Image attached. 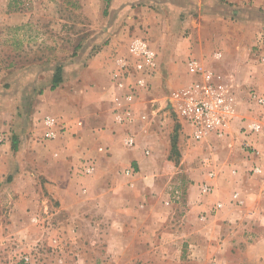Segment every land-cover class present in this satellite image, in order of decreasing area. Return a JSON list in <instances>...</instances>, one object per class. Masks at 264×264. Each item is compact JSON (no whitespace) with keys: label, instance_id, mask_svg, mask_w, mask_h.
<instances>
[{"label":"rangeland","instance_id":"obj_1","mask_svg":"<svg viewBox=\"0 0 264 264\" xmlns=\"http://www.w3.org/2000/svg\"><path fill=\"white\" fill-rule=\"evenodd\" d=\"M103 1L0 0V134L7 139L4 127L10 124L11 114L26 129L51 115L68 126L66 139L80 152L66 172L52 168L49 172L55 175L51 179L44 171L50 161L59 162L60 156L49 153L43 161L48 164L40 166L30 154L22 157V175L15 186L11 185L12 176L0 180V264H264V195L242 203L233 199L240 182L236 166L230 168L231 177L223 179L219 188L212 183L213 193L203 195L200 184L207 181L202 177L206 173L202 163L206 143L192 140L185 124L166 108L159 112L151 130L140 134L144 137V163L128 176L133 181L138 172L152 175L149 184L144 181V187L151 189L149 208H144V235L112 224L109 194L112 188L124 189L131 181L121 180L127 176L124 162L114 160L122 157H115L106 137L111 125L107 55L92 61L111 39L105 30L114 26L108 2ZM255 1L213 0L219 3L217 7L209 0H195L180 14L182 19L192 20L185 36L192 34L203 49L222 51V57L212 62L213 68L232 72L234 83L241 82L236 69L243 62H252L256 75L264 78V65L253 48L264 25H254L259 15L254 18L248 10L255 7L257 14L264 12V0ZM237 7L250 11L244 13L243 21L236 17ZM98 26L100 37L94 35ZM57 65H62L63 77L69 76V85L59 88L58 95L66 104L57 107L49 102L57 112L40 116L39 95L50 85ZM241 86L240 110L248 118L257 112L248 106L247 91L264 89ZM166 87L172 90L178 86L170 83ZM238 123L239 132L242 122ZM84 132L94 137L95 146L87 145ZM113 134L116 152L127 149L119 135ZM246 138L264 141L252 135ZM64 157L69 160L73 156ZM221 157L226 158L223 153ZM86 159L95 161L94 174H76L75 167ZM247 173L255 175L250 169ZM60 190L73 191L81 200L62 199ZM65 199L72 211L61 208ZM217 201L223 206L215 209ZM11 209L16 210L13 216ZM122 213L121 219L131 220ZM111 232L123 236L125 243L112 242Z\"/></svg>","mask_w":264,"mask_h":264},{"label":"crops","instance_id":"obj_2","mask_svg":"<svg viewBox=\"0 0 264 264\" xmlns=\"http://www.w3.org/2000/svg\"><path fill=\"white\" fill-rule=\"evenodd\" d=\"M194 1L195 0H110L108 2V6L111 10V23L113 22L114 26L110 25L107 30H105L104 34L111 36V39L109 40L108 44L98 52V54L93 56L92 60L93 63H95L96 59L107 55V87H109V70L112 67L111 62L113 56L116 53H125L128 42L134 36L146 38L151 47H153L157 52L158 57V71L155 76L151 78L152 86L150 91H142L140 94V97L138 98V103L140 105H145L153 99L154 105H156L159 109L165 106L167 103L166 99L170 92V89L167 90L166 86H169L171 83L180 87L187 82L184 80H189L191 78L187 74L185 68V61L189 57H196L205 61V63L207 62L206 64L208 66L213 67L212 62L216 61V59L212 57V53L219 50L212 49L211 47L203 49L197 45L198 43H195L192 34L188 37L185 36V30L191 27L192 20L187 18L182 19L180 14L186 9H189ZM236 1L240 2L242 0ZM209 2L212 4V6L219 7V3H214L213 0H209ZM237 9H240L237 11L236 16L238 17L239 21H243L244 13L248 10H251V12L254 14V18H256V15H259L257 16L258 20H254V25H264V12L257 14L255 7H250L248 10H246L245 7H237ZM95 29L96 33H94V35H98L100 37V26L96 27ZM251 63L252 62H243L241 65H239L238 69H236L237 72H239L238 76H240L241 79V82H238L237 84L247 87L257 85L261 89H264V78L261 75H256L255 66H253V63ZM256 67V71H258L259 66ZM219 71L224 73L226 76L234 78V74L232 72H224L222 70ZM68 78L69 76L66 75L63 77L60 87L50 90L49 86H47L48 88H44L42 93H40V104H37L38 107L42 109L40 116L48 113H55L57 112V107H62L66 104V99L64 97H61L62 99H60L58 95L59 88L62 90L63 85L65 87L66 85H69L68 83L70 81ZM49 102L54 103V105L57 107L50 108V104H48ZM66 112L67 111H65V113ZM159 112L157 114L158 116ZM110 119L111 125L106 137H108V142L110 143L111 149L115 151V157H122L121 159L115 158L114 160L116 162H124V169L128 167L136 168L137 166L140 168V165L144 163V137H140L142 135L139 133L137 136V144L134 147L119 150L118 154L115 150V148H117V146L114 144L116 141V136L113 134V132H115L116 135H119L122 142L124 128L120 125L114 124L112 122V117H110ZM8 121L10 124H8V127H4V129L7 130V139L0 144V180H5V178H10L9 176H12L11 185L15 186L16 181L22 175V173L19 171L20 167L24 164L22 162V157H25L28 154H30V157L32 156L35 159L34 163H37L38 166L43 163L48 164L43 161L45 159L44 156L49 153L54 155V157H57L58 155L60 156L59 162L56 163L54 160H52V162L50 161L48 167L49 170L47 168L44 171V174L48 179H51L53 174L52 172H49L52 168L54 170L60 171L65 170L64 172H66L68 168L67 166L77 161L78 155L80 153L79 148L73 144L72 141L66 139L68 138L66 137L67 131L57 139L41 141L40 136L44 131V125L42 122L33 124L32 127L26 129L24 126L20 127L19 118L12 116V114L8 118ZM238 124V120L235 121L231 136L224 141L216 143L215 146L213 145V148L206 143L207 151L205 152L203 158L207 155L211 156V161L213 164H216L214 168L217 171V175L215 179L211 181L215 188L220 187L223 179L231 177L230 168L234 166L238 168V172L235 174L237 176V180H240V182L239 185H237L239 187L237 188L239 191L237 190L236 192H238L239 199L242 203L243 201H248L250 197H257L258 194L264 195V172L261 175L252 176L247 173V170H249L254 164H259L263 166L264 169V141L258 144V148L262 153L261 158L254 156H250L248 158L246 156L247 153L242 148V144L247 138L243 133L238 132ZM84 136L87 138L88 146H95L92 144V141L95 140H93L94 137L91 134L84 132ZM37 140L40 142L38 143ZM12 142L15 143L16 150L12 149ZM41 142H43L42 145L44 144V146L40 145ZM28 149H35L36 152H28ZM86 152H90V150H86ZM221 153L226 156L225 159L221 157ZM67 155H72L73 157L67 160L64 157ZM114 160H112V162L115 163ZM147 174L148 175H144V171L138 172L136 173V176L133 177V181H131V177L123 176L121 180H125L126 183L131 181V184L129 186L126 184L124 189L112 188L113 193L109 194L108 208L110 218L113 219L112 224H114L116 227L117 225H120V227L127 229L129 228V230L133 232L138 231L141 233V235H144V208H149L148 201L149 197L151 196V189L144 187V181L149 184L148 180H151L152 176L149 175V173ZM63 176H66V174ZM204 176H206V173L202 175V177ZM54 177L57 178L58 176ZM59 177L62 178V175ZM59 196H61L60 198L62 199H64V197L67 198L66 196H70L72 198H76V200H81L79 199L78 195H76V193L70 190H60ZM66 201L68 200H64V204L61 206V208L72 211V208L65 204ZM90 202L91 201L86 202V205ZM97 206L101 207L102 204H98ZM77 211H80V209ZM208 211L207 215H209ZM10 212L11 216H13V214L16 213V210L11 209ZM122 212H126L125 216L127 218L128 216H131V220H125L124 218L121 219V215L124 214ZM134 212H137L139 217L135 216ZM131 213L134 214L132 215ZM15 216L16 214L14 217ZM126 222H129V224L127 225ZM111 233H114V239H112V242L114 241L116 244L117 242L125 243L123 236L117 237V232ZM138 238L139 237H137V239ZM137 239H135L136 242L138 241ZM132 240L133 242L135 241L134 239ZM117 250L119 249L117 248ZM117 250H115V252Z\"/></svg>","mask_w":264,"mask_h":264},{"label":"built area","instance_id":"obj_3","mask_svg":"<svg viewBox=\"0 0 264 264\" xmlns=\"http://www.w3.org/2000/svg\"><path fill=\"white\" fill-rule=\"evenodd\" d=\"M253 48L258 61L264 65V30L257 34ZM212 57L219 60L222 53L215 51ZM111 63L110 114L112 122L124 128L122 143L127 148L137 144L139 133L151 130L156 115L163 108L168 109L185 124L192 140L205 142L212 148L216 143L231 136L233 125L237 120L242 122L239 127L240 133L264 139V92H259L255 88L247 91L248 106L257 113L245 118L240 110V93L244 88L234 83L233 77L226 76L196 57H189L185 61L186 72L191 78L184 85L170 90L167 103L160 109L154 105L153 99L148 102L149 104L138 103L142 91H150L151 78L158 71L157 52L146 38L132 37L126 52L116 53ZM42 124L44 131L40 136L41 141L57 139L68 128L51 115H45ZM5 139L6 136L0 134V143ZM259 143L246 139L242 148L249 157L261 158ZM144 152L149 154L148 149ZM202 163L206 168L207 181L200 184V192L209 195L214 191L211 181L217 175L214 168L216 164H213L211 156L208 155L202 159ZM75 169L78 175L91 176L96 170V163L92 159H86ZM235 172L236 170L233 169L232 173ZM250 172L261 175L264 169L263 166L254 164ZM124 173L131 176L135 173V168L128 167ZM85 191L83 189V192ZM233 199L241 203L238 192H234ZM214 206L218 209L223 203L217 201Z\"/></svg>","mask_w":264,"mask_h":264},{"label":"trees","instance_id":"obj_4","mask_svg":"<svg viewBox=\"0 0 264 264\" xmlns=\"http://www.w3.org/2000/svg\"><path fill=\"white\" fill-rule=\"evenodd\" d=\"M104 1L109 2V0H104ZM62 69H63L62 65L55 66L49 85V88L51 90L55 89L62 83L63 81ZM12 149L16 150L14 142H12Z\"/></svg>","mask_w":264,"mask_h":264}]
</instances>
